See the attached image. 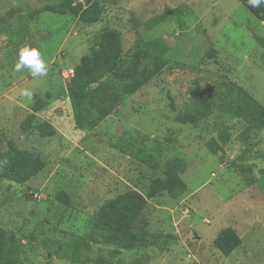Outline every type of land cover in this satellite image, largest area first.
I'll return each instance as SVG.
<instances>
[{
	"label": "rangeland",
	"instance_id": "374dc122",
	"mask_svg": "<svg viewBox=\"0 0 264 264\" xmlns=\"http://www.w3.org/2000/svg\"><path fill=\"white\" fill-rule=\"evenodd\" d=\"M61 0H0V152L12 141L38 152L45 165L24 184L0 183V228L22 239V264H264V128L226 118L229 141L217 154L206 147L218 138L217 111L196 125L174 120L190 105L194 79L200 91L223 93L234 82L264 105V25L240 0H96L99 20L83 24L70 14L43 10ZM83 2L84 0H76ZM37 11V13H35ZM166 14L150 26V20ZM104 29L118 32L126 64L141 40L168 47L167 64L146 85L124 95L95 128L76 127L66 81ZM39 48L51 65L46 78L14 70L18 48ZM144 67H149L147 60ZM102 82L119 83L111 75ZM28 87L43 102L34 123L48 122L52 136L20 127L32 112L18 95ZM34 96V98H35ZM150 155L157 166L142 162ZM182 158L186 190L147 200L135 221L149 244L131 251L93 243L85 263L54 254L88 231V220L107 200L127 190L145 194L163 175L168 159ZM253 179V182H249ZM64 192L68 204L56 200ZM233 228L242 244L230 255L213 245L217 233Z\"/></svg>",
	"mask_w": 264,
	"mask_h": 264
},
{
	"label": "trees",
	"instance_id": "16d2710c",
	"mask_svg": "<svg viewBox=\"0 0 264 264\" xmlns=\"http://www.w3.org/2000/svg\"><path fill=\"white\" fill-rule=\"evenodd\" d=\"M240 1L264 24V4L259 8H252L248 5V0ZM41 11L58 15L70 14L83 24L96 23L101 15V8L96 0H61L55 4H46ZM165 16L166 14H162L153 18L149 25H155ZM259 42L264 46L263 41ZM167 52V45L159 40L144 39L136 44L128 62L124 64L118 32L104 29L98 33L90 52L81 56L66 81L67 97L76 127L95 128L101 120L111 115L122 96L137 92L162 71L167 64ZM145 60L149 62V67L143 66ZM106 75L113 76L119 84L102 82ZM224 85L223 93L212 94L200 91V83L194 79L189 89L190 105L186 109L176 111L173 101L170 102L174 120L181 124L196 125L217 111L219 122L214 124V129L220 133L218 138L212 137L206 143L212 154H217L229 141V134L224 130L226 118L244 120L249 128L255 130L264 128V105L234 82H225ZM42 105V100L35 96L32 112L25 117L20 127L24 130H36L41 137L52 136L55 129L51 124L34 123L35 113L41 110ZM139 159L152 168L157 166L150 155L139 156ZM44 165L38 152L18 148L9 141L7 149L0 152V183L6 180L24 184L36 176ZM185 166L182 158L168 159L163 175L149 182L145 194L137 190H127L105 201L89 218L88 231L75 237L67 247L59 244L54 254L72 263H85L88 260L82 258L81 252L89 250L93 243L114 247L115 253L146 247L150 243V235L143 228L137 229L135 221L149 198L164 192L177 196L186 190V184L180 176L185 171ZM249 182H253V179H249ZM55 198L64 205L68 204L69 199L64 192H59ZM241 244L240 236L231 227L221 229L213 240L214 247L225 256L230 255ZM22 246L21 238L0 228V264H22ZM93 264L112 263L98 259Z\"/></svg>",
	"mask_w": 264,
	"mask_h": 264
},
{
	"label": "clouds",
	"instance_id": "9594fccd",
	"mask_svg": "<svg viewBox=\"0 0 264 264\" xmlns=\"http://www.w3.org/2000/svg\"><path fill=\"white\" fill-rule=\"evenodd\" d=\"M262 4H264V0H248V5L252 8H259ZM25 69L33 79H40L48 76L51 65L44 59L39 48L25 44L18 48L14 70L23 72ZM18 95L29 103L34 102L35 92L31 88L19 89Z\"/></svg>",
	"mask_w": 264,
	"mask_h": 264
},
{
	"label": "built area",
	"instance_id": "2783aa9c",
	"mask_svg": "<svg viewBox=\"0 0 264 264\" xmlns=\"http://www.w3.org/2000/svg\"><path fill=\"white\" fill-rule=\"evenodd\" d=\"M72 71H73V70L70 71V72H71L70 74H72Z\"/></svg>",
	"mask_w": 264,
	"mask_h": 264
},
{
	"label": "crops",
	"instance_id": "0c3cea01",
	"mask_svg": "<svg viewBox=\"0 0 264 264\" xmlns=\"http://www.w3.org/2000/svg\"><path fill=\"white\" fill-rule=\"evenodd\" d=\"M260 22H261V21H260ZM261 24L264 25L263 22H261Z\"/></svg>",
	"mask_w": 264,
	"mask_h": 264
}]
</instances>
